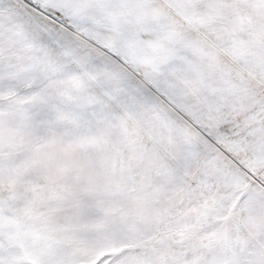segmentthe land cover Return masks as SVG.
<instances>
[{
  "label": "snow or ice",
  "instance_id": "snow-or-ice-1",
  "mask_svg": "<svg viewBox=\"0 0 264 264\" xmlns=\"http://www.w3.org/2000/svg\"><path fill=\"white\" fill-rule=\"evenodd\" d=\"M0 264H264V0H0Z\"/></svg>",
  "mask_w": 264,
  "mask_h": 264
}]
</instances>
